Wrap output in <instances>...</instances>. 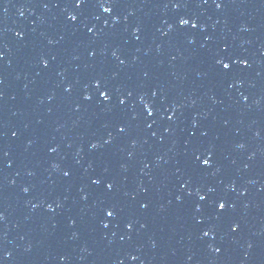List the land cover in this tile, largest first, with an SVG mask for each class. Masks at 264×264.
Here are the masks:
<instances>
[{
  "label": "water",
  "instance_id": "obj_1",
  "mask_svg": "<svg viewBox=\"0 0 264 264\" xmlns=\"http://www.w3.org/2000/svg\"><path fill=\"white\" fill-rule=\"evenodd\" d=\"M263 215L264 0H0V264H175Z\"/></svg>",
  "mask_w": 264,
  "mask_h": 264
},
{
  "label": "snow or ice",
  "instance_id": "obj_2",
  "mask_svg": "<svg viewBox=\"0 0 264 264\" xmlns=\"http://www.w3.org/2000/svg\"><path fill=\"white\" fill-rule=\"evenodd\" d=\"M81 2H82V0H77V6H79V4H80ZM100 6H101L102 8H104V5H103V4H101ZM174 6H175V5H174ZM217 7H220V5L217 4ZM104 11L107 12V11H109V9H108V8H104ZM71 19H72V20H75L76 17H75V16H71ZM180 24H181V25L188 24V21H187V20H184V19H181V20H180ZM192 26L195 27L196 25L193 24ZM89 31H91V29H89ZM42 63H43V61H42ZM217 63H220V62L217 61ZM242 63H243V62H242ZM223 67H224L225 69H227V68H229V65H228V64H223ZM100 96L103 97L105 100L108 99L107 94H106L105 92H103V91L100 92ZM147 107H148V106L145 105V108H147ZM149 115H151V113H149ZM120 131H123V129H120ZM93 147H95V145H93ZM196 159H199V156H197ZM202 163L205 164V165H207V164H209V160H208L207 158H205V159L202 161ZM65 175H67V173H65ZM93 183H98V181H93ZM107 187L111 188V185L109 184V185H107ZM25 191H27V189H25ZM198 195H199V194H198ZM200 199L203 200L204 197H203V196H200ZM225 207H226V205H225V203H223V202L217 204V208L220 209V210H223ZM107 214H108L109 216L113 215V213H112L111 211H109ZM233 230H235V228H234ZM204 235L207 236V235H208V232H204Z\"/></svg>",
  "mask_w": 264,
  "mask_h": 264
}]
</instances>
